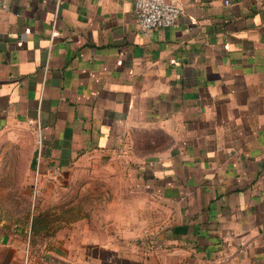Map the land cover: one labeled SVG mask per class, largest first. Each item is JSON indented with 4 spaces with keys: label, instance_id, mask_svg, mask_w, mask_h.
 <instances>
[{
    "label": "crops",
    "instance_id": "0c3cea01",
    "mask_svg": "<svg viewBox=\"0 0 264 264\" xmlns=\"http://www.w3.org/2000/svg\"><path fill=\"white\" fill-rule=\"evenodd\" d=\"M169 1L143 33L135 0H0V188L110 175L92 214L0 210V264H264V0Z\"/></svg>",
    "mask_w": 264,
    "mask_h": 264
},
{
    "label": "rangeland",
    "instance_id": "374dc122",
    "mask_svg": "<svg viewBox=\"0 0 264 264\" xmlns=\"http://www.w3.org/2000/svg\"><path fill=\"white\" fill-rule=\"evenodd\" d=\"M12 160L14 164L19 165V169L24 165L22 158H13ZM90 166L97 168L92 172L74 175L70 194L68 191L60 189L55 191V197H53L52 191L46 189L37 191L35 182L30 184L29 190L21 189L19 184L18 188L11 190L0 188V210L6 212L8 217H25L30 211L29 203L35 201L39 209L50 208L54 213H57L63 205V200L66 203L70 199L71 203H76L75 205L80 203L81 209L87 210L88 214L97 212L102 207L101 200L108 196L109 192L108 189L106 190L107 184L104 185L103 178L109 179L110 175L103 173L97 162H91ZM14 177H20V175L16 174L10 178Z\"/></svg>",
    "mask_w": 264,
    "mask_h": 264
},
{
    "label": "built area",
    "instance_id": "2783aa9c",
    "mask_svg": "<svg viewBox=\"0 0 264 264\" xmlns=\"http://www.w3.org/2000/svg\"><path fill=\"white\" fill-rule=\"evenodd\" d=\"M229 3V1H226ZM139 30L143 33L169 28L183 13V8L169 0H135ZM183 264H192L184 260Z\"/></svg>",
    "mask_w": 264,
    "mask_h": 264
},
{
    "label": "trees",
    "instance_id": "16d2710c",
    "mask_svg": "<svg viewBox=\"0 0 264 264\" xmlns=\"http://www.w3.org/2000/svg\"><path fill=\"white\" fill-rule=\"evenodd\" d=\"M28 213L30 214V211ZM46 227H47V221L43 220L41 216L40 217L35 216L33 218L32 223H31L32 234H35L39 229H42V228L46 230Z\"/></svg>",
    "mask_w": 264,
    "mask_h": 264
}]
</instances>
